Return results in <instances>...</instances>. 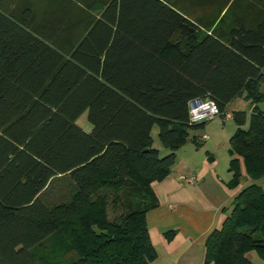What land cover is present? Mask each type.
Wrapping results in <instances>:
<instances>
[{"label": "trees", "instance_id": "16d2710c", "mask_svg": "<svg viewBox=\"0 0 264 264\" xmlns=\"http://www.w3.org/2000/svg\"><path fill=\"white\" fill-rule=\"evenodd\" d=\"M235 4L106 0L78 42L66 35L61 46L33 26L30 7L21 19L0 7V264H39L32 250L53 236L61 264H151L153 182L170 174L190 129L208 122L190 121V101L213 99L225 116L239 96L252 112L247 127L245 111L233 114L229 186L242 165L252 182L209 234L205 262L255 264L250 251L264 260V18L248 5L226 32L192 36L183 60L164 54L189 6L215 8L210 27ZM85 112L90 131L77 122ZM59 175L74 191L51 206L42 192Z\"/></svg>", "mask_w": 264, "mask_h": 264}, {"label": "crops", "instance_id": "0c3cea01", "mask_svg": "<svg viewBox=\"0 0 264 264\" xmlns=\"http://www.w3.org/2000/svg\"><path fill=\"white\" fill-rule=\"evenodd\" d=\"M225 12L226 10H223L221 15ZM212 18V14L201 11L195 13L189 6L185 12L183 26L174 39L173 45L164 52L166 57L183 60L185 50L190 48L189 43L192 36L200 38L204 34H211L214 30L216 33L226 32L229 24L235 19L229 16L220 23V19H217L209 27ZM237 100H245L248 110L236 107ZM230 106L232 114L245 111L247 113L246 123H249L252 112L250 100L239 96L229 103L228 107ZM83 115H86L87 125L79 123ZM77 122L85 130H91L86 112L78 118ZM206 124L197 130L204 129ZM236 125L237 130L238 124ZM245 127H247L246 124ZM152 134L154 144L161 154L162 149L156 143L160 141L157 126L154 127ZM204 134L194 136L198 141L194 139L187 141L177 151L176 162L170 174L163 180L153 182L159 206L147 213V224L158 257L151 264H214L205 262L208 236L213 229L222 224L230 213L235 197L252 182L242 165L243 176L240 183L235 187L229 186L233 178V173L230 171L231 139L230 147L224 148L226 153H222L215 142L205 144L206 140L202 138ZM220 159L227 160L225 170L220 167L218 162ZM182 175H193L197 177V182L188 183L181 178ZM259 185L264 189V178L259 180ZM166 233H171L170 237L169 234L167 237ZM250 252L247 257L252 262L264 264V260L257 253Z\"/></svg>", "mask_w": 264, "mask_h": 264}, {"label": "rangeland", "instance_id": "374dc122", "mask_svg": "<svg viewBox=\"0 0 264 264\" xmlns=\"http://www.w3.org/2000/svg\"><path fill=\"white\" fill-rule=\"evenodd\" d=\"M106 0H0V7L7 12L12 13L17 18L21 19L23 10L30 7L34 12V19L32 24L34 27L41 28L42 34L50 41H55L58 46L63 45L64 37L68 35L74 43L84 35L90 20L95 17V10L101 8L102 3ZM256 1L257 5L253 2ZM252 4V5H251ZM239 5V6H237ZM250 6V14L255 15L260 13L264 18V0H236V4L229 10L227 17H233L234 14L241 15ZM245 9V10H244ZM195 13L198 11L206 12L209 15L213 14L215 8H192ZM253 11V12H252ZM65 26L70 28L69 33H65ZM65 44V43H64ZM65 44V49H68ZM261 92L264 94V82L260 86ZM234 106V104H233ZM236 107L245 108L248 106L245 100H237ZM264 107V104L262 105ZM232 107H228L227 112L231 111ZM81 125H87L86 115H83L79 120ZM248 126V122L246 123ZM236 121L233 118H225L219 115L216 118L209 120L204 129L191 128L190 137L188 141H193V137L203 133L208 134L210 139L206 143L215 142V145L224 152V148L230 147V139L236 131ZM157 145L161 147V156L167 155L170 150L164 148L160 141H156ZM226 153V152H224ZM204 156V154H203ZM219 156V155H218ZM220 167L225 170L227 160L220 159ZM74 191V182L69 175L56 176L48 187L42 192V199L51 206H54L62 201L70 198ZM117 213V211H115ZM111 211V216L114 215ZM116 215V214H115ZM60 240L57 236H53L44 242L43 245L35 247L32 250L39 264H61L63 261ZM257 253L256 251H251ZM250 252V253H251ZM248 254V253H247ZM255 255V254H254Z\"/></svg>", "mask_w": 264, "mask_h": 264}, {"label": "built area", "instance_id": "2783aa9c", "mask_svg": "<svg viewBox=\"0 0 264 264\" xmlns=\"http://www.w3.org/2000/svg\"><path fill=\"white\" fill-rule=\"evenodd\" d=\"M189 114H190V121L192 123H199L204 121H209L217 116L221 115L220 108L216 101L213 99H201L196 98L190 101L189 103ZM225 118H233V114L228 112L225 114ZM203 140L209 139L208 134H204L202 136ZM181 178L188 183H196L197 177L193 175H182Z\"/></svg>", "mask_w": 264, "mask_h": 264}]
</instances>
